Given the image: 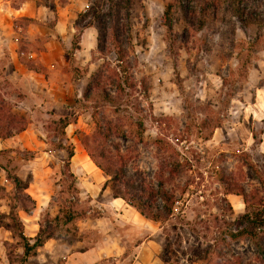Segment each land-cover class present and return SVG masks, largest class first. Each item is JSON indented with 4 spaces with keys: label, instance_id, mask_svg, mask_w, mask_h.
Returning <instances> with one entry per match:
<instances>
[{
    "label": "rangeland",
    "instance_id": "374dc122",
    "mask_svg": "<svg viewBox=\"0 0 264 264\" xmlns=\"http://www.w3.org/2000/svg\"><path fill=\"white\" fill-rule=\"evenodd\" d=\"M9 1L13 7L22 2ZM70 1L37 0L48 10L37 13L36 26L16 21L26 45L24 59L31 58L33 65L27 64L38 73L24 68L12 76L10 55L0 52V106L7 118L16 115L27 123L19 140L0 138L5 151L0 156V264H190L194 252L202 258L191 264H263L256 242L264 248V233L241 222L247 205L242 196H223L219 174L243 187L250 199L264 196V0H141L133 12V56L138 76L149 80L152 110L141 139L125 119L118 121L124 135L113 136L107 146L115 151L119 145L135 156L129 175L140 170L155 189L162 176L167 189L176 192L177 215L165 224L114 200L110 185L105 187L109 177L82 144L97 122H116L117 116L98 97L76 104L102 62L91 59L95 35L83 42L73 27L75 15L96 0H73L71 7ZM169 2L175 4L171 49L163 25ZM55 12L62 18L57 29ZM73 114L65 145L77 152L67 169V152L56 146L55 122ZM216 120L221 125L213 130ZM167 154L188 156L179 177L170 179L164 169ZM6 168L29 184L36 204L30 214L18 208L24 236L33 244L43 229L49 237L34 256L25 257L9 227L18 191ZM70 174L77 191L68 188ZM184 189L191 194L181 197ZM61 203L76 211L69 224L55 221ZM242 228L258 237L233 240L225 233Z\"/></svg>",
    "mask_w": 264,
    "mask_h": 264
},
{
    "label": "trees",
    "instance_id": "16d2710c",
    "mask_svg": "<svg viewBox=\"0 0 264 264\" xmlns=\"http://www.w3.org/2000/svg\"><path fill=\"white\" fill-rule=\"evenodd\" d=\"M141 0H96L89 5L85 11L77 17L74 27L78 31V39L84 29L95 28L97 32L96 49L92 54V60H98L102 63L97 70L93 72L88 80L87 87L83 94V99L76 101L89 102L98 97L113 109V114L117 116L116 122L113 119L97 122L96 129L92 136L84 135L82 144L88 152L91 161L102 170L108 177L105 184L110 185L114 199H122L128 206L135 209L141 216L154 222L165 224L177 215L180 201L175 191L167 189V180L162 176L158 180V188L155 189L146 182L143 172L136 169L133 175H129L127 169L135 159L133 154L122 152L117 145L115 151L108 148L107 143L113 136H123L124 127L122 121L129 119L136 128V135L142 138L145 130V121L148 113L152 110L150 102L151 86L147 76L139 77L141 73L139 64L134 54L133 36H134V10ZM175 11L174 3H167L163 14V25L166 28V43L171 49L175 44V39L169 36L173 33V17ZM172 39V40H171ZM79 48V44L76 43ZM87 75L88 70H84ZM0 106V138L6 139L22 133L27 129V123L23 119H17L16 115L6 117ZM78 113V112H77ZM72 116H61L55 124L56 137L58 138L57 148L67 152L66 168L71 166L72 158L75 155V149L72 146H66L68 141L66 128L72 124ZM16 119L14 123L12 119ZM75 119V118H74ZM120 121L121 123H118ZM221 121L216 120L212 129L220 127ZM210 140V135L205 138ZM5 151H0V156ZM186 154H167L164 160V169L169 173V177L175 178L182 174L184 163H187ZM162 169V170H164ZM161 170V171H162ZM7 177L14 183L18 191L14 195V202L10 205L9 219L12 223L9 227L13 229L14 237H18L22 242L25 257L34 256L36 250L44 246L49 238L43 229L33 238V244L24 236L22 221L20 220L18 208L30 214L35 208V201L27 192L29 184L18 176L5 169ZM219 174V173H218ZM73 181L68 188L70 191H77L75 177L70 176ZM171 181V180H170ZM219 181L224 186L223 196L234 194L242 196L247 211L240 216V220L245 227H251L256 231L264 233V196L256 193L252 199L246 194L245 189L237 184H233L227 179L223 172L219 174ZM76 193V192H75ZM186 193L191 194V190H181L180 196L185 197ZM197 193V192H195ZM223 201L227 202L226 198ZM253 210H251V209ZM59 213L55 217L57 223L69 224L76 218V211L72 205L65 203L59 204ZM61 217V218H60ZM227 237L233 240L240 239L248 235L251 239L257 238V233L246 229L225 231ZM257 246L263 255L264 248L259 242ZM202 255L194 252L189 259V263L202 258ZM237 264H241L237 261Z\"/></svg>",
    "mask_w": 264,
    "mask_h": 264
},
{
    "label": "crops",
    "instance_id": "0c3cea01",
    "mask_svg": "<svg viewBox=\"0 0 264 264\" xmlns=\"http://www.w3.org/2000/svg\"><path fill=\"white\" fill-rule=\"evenodd\" d=\"M36 2H37V0H22V2L18 5V7H13L11 4V1L0 0V52H4V50H6L9 53L10 65H11L10 72H11L12 76H14L15 74H17V76H18L19 74L22 73V71H25V69H26V71L38 73L37 72L38 70H36V68H33V67L31 68L30 64L29 65L27 64L28 62H31V60H30L31 58L28 59V62L24 59L23 51L21 50V47L24 44H23V41L21 40L22 39L21 36H19V30L20 29H18L16 27V21H20V20H28L30 25L36 26L35 25L36 24L35 19H36L37 13L41 12V10H45V9L48 10V7L42 8V7L37 6ZM74 3L75 2L73 0H71L70 1V7L72 5H74ZM68 9H70V8L68 7ZM64 10H66V9H64ZM83 12H80V14ZM75 16L77 19L79 14L75 15ZM54 18H55L54 19V28L57 29V27L61 23V19H62L61 14H57L55 12ZM76 19H74L73 27H74ZM74 29H75V27H74ZM90 35H92V36L95 35L94 41H95V43H97V32H96L95 28L84 29L80 35V38H83V42H84L85 38H88V36H90ZM95 43H93V45ZM24 46H26V45H24ZM93 49H94V46L89 49L91 52V59H92V54L95 51ZM29 53L32 56V53L31 52H29ZM31 64H32V62H31ZM91 64H93V63H91ZM20 70H21V72H20ZM25 132L26 131L22 132L18 136H14L11 138L23 137L22 135ZM11 138H8L3 142L7 143V141H9ZM18 140H19V138H18ZM75 151L77 152V149ZM114 200H122V199H114Z\"/></svg>",
    "mask_w": 264,
    "mask_h": 264
}]
</instances>
